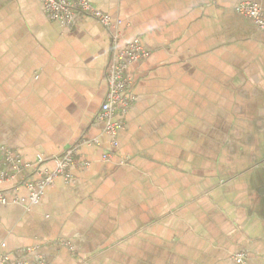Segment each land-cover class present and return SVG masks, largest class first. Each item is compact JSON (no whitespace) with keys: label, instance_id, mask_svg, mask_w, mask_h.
I'll use <instances>...</instances> for the list:
<instances>
[{"label":"crops","instance_id":"0c3cea01","mask_svg":"<svg viewBox=\"0 0 264 264\" xmlns=\"http://www.w3.org/2000/svg\"><path fill=\"white\" fill-rule=\"evenodd\" d=\"M140 39L118 147L98 115L111 32L63 27L41 0H0V145L25 165L84 141L29 203L34 167L0 185V258L49 264H264V0H91ZM18 188V190H16ZM19 200V202H14ZM25 202H21V201Z\"/></svg>","mask_w":264,"mask_h":264},{"label":"built area","instance_id":"2783aa9c","mask_svg":"<svg viewBox=\"0 0 264 264\" xmlns=\"http://www.w3.org/2000/svg\"><path fill=\"white\" fill-rule=\"evenodd\" d=\"M43 8L48 17L59 23L63 27L76 25L81 16L90 17L99 21L111 32L112 51L106 69V82L108 92L98 115L99 121L104 123V134L111 137L112 145L118 147V135L123 130L124 125L117 120L119 113H127L136 101V97L127 93L130 85L128 70L130 66L142 59L147 58L150 52L147 51L140 39H135L124 48L119 47L120 22L114 23L111 17L94 6L91 0H41ZM236 11L252 19L259 28L264 29V9L257 4L243 3L236 8ZM100 141L87 140L81 145H99ZM81 145L68 149L63 155L52 159L55 168L53 170H43L46 163L44 157L39 156L37 162L32 165H25L17 155L7 148L0 145V185L4 184L10 174L6 170H11V178H16L23 171L34 167L38 178L26 179L24 185L30 192L29 203L36 205L40 202L45 190L52 186L55 179L59 176L67 175L69 168L74 164V155L78 152ZM18 190V188L16 189ZM14 202H19L15 200ZM22 203L25 201H21ZM8 197L0 192V204L8 205ZM246 256L239 254L235 257L237 264H246ZM0 264H49L45 260L37 263H30L21 259H12L9 255L0 258Z\"/></svg>","mask_w":264,"mask_h":264},{"label":"rangeland","instance_id":"374dc122","mask_svg":"<svg viewBox=\"0 0 264 264\" xmlns=\"http://www.w3.org/2000/svg\"><path fill=\"white\" fill-rule=\"evenodd\" d=\"M235 257H236V256H235ZM235 257H234V258H235ZM246 259H247V258H246ZM246 261H247V260H246ZM246 263H247V262H246Z\"/></svg>","mask_w":264,"mask_h":264}]
</instances>
